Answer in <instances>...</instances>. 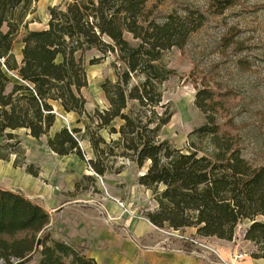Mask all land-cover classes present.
<instances>
[{"label": "trees", "instance_id": "trees-1", "mask_svg": "<svg viewBox=\"0 0 264 264\" xmlns=\"http://www.w3.org/2000/svg\"><path fill=\"white\" fill-rule=\"evenodd\" d=\"M36 1L0 0V161L17 158L15 131L22 129L31 138L45 137L57 156L85 161L101 177L120 174L128 162L145 169L137 184L151 191L157 205L144 214L152 226L181 234L194 229L197 237L232 242L237 226L248 220L243 240L253 246L250 257L263 260L264 222L258 219L264 217V162L252 165L236 136L217 124L227 95L197 90L194 104L205 123L189 134L187 150L159 138L173 115L162 104L161 85L174 75L163 58L185 46L204 16L186 7L158 20L155 6H146L151 0H70L48 8L44 29L30 30L27 19ZM213 2L219 12L229 6ZM17 43L20 60L14 55ZM92 50L101 58L113 55L116 71L114 81L102 86L108 106L86 113L81 91L87 86L86 53ZM54 104L78 115L81 127L62 126L50 135ZM199 141H207L210 150L198 149ZM17 161L15 167L24 165ZM25 171L36 176L31 168ZM50 223L46 210L22 192L0 188V264H21L35 254L36 264H100L53 237Z\"/></svg>", "mask_w": 264, "mask_h": 264}, {"label": "rangeland", "instance_id": "rangeland-1", "mask_svg": "<svg viewBox=\"0 0 264 264\" xmlns=\"http://www.w3.org/2000/svg\"><path fill=\"white\" fill-rule=\"evenodd\" d=\"M65 1L70 0H37L33 5L35 12L27 19L31 21L28 29H44L48 8ZM218 1H227L222 6H229L219 12L213 0H160L159 3L151 0L146 5L148 9L155 6L154 15L158 20L169 13H183L186 7L199 11L205 19L181 50L171 48L163 58L164 65L174 75L161 85L162 104L173 115L159 138L171 142L177 149L187 150L191 143L189 134L205 123V115L194 104L197 90L207 88L222 92L227 95L222 99L226 101L227 110L217 114V124L235 135L241 155L252 165L259 166L264 162V0ZM20 49L21 44L17 43L14 47L17 60L21 59ZM101 57L94 50L86 53L87 86L81 91L86 99V113L108 106L102 86L115 79V57L109 54ZM97 58L101 59L89 65L91 59ZM9 78L13 82L17 80L14 74H9ZM53 106L56 122L50 135L62 126L81 127L76 124L78 115L66 113L56 104ZM15 134L20 153L16 159L12 155L9 161H0V188L10 187L40 204L50 216L53 237L73 243L100 264H152V254L162 255L172 249L189 253L188 244L171 231L156 228L150 233L135 234V221H144V214L157 207L151 191L137 184V178L145 169L137 170L124 162L120 174L101 177L73 155L54 154L46 146L45 137L31 138L22 129H17ZM103 135L108 139L105 133ZM81 145L89 156V145L85 142ZM197 145L198 149L210 150L207 141H199ZM14 160L24 165L15 167ZM26 168H31L36 176L29 175ZM116 201L124 204L125 209ZM258 220L264 222V217ZM249 223L247 220L237 226L228 248L216 246L215 241L211 243L221 253V259L211 262L201 255L189 254L208 264H229V255L239 251L246 255L240 264L254 263L250 257L253 246L243 240ZM181 235L194 234L184 231ZM36 261L37 254L21 264H36ZM12 263L18 264V261Z\"/></svg>", "mask_w": 264, "mask_h": 264}, {"label": "crops", "instance_id": "crops-1", "mask_svg": "<svg viewBox=\"0 0 264 264\" xmlns=\"http://www.w3.org/2000/svg\"><path fill=\"white\" fill-rule=\"evenodd\" d=\"M1 189H6V190H10L13 191V189H11L10 187H1ZM37 204V203H36ZM40 206V204H39ZM51 209H54V207H51ZM115 211V209H114ZM135 226V234H137L138 236L141 233H150L153 232L154 229H156L154 226H152L146 219L141 222H137L135 221L134 223ZM172 231V230H171ZM186 232H191L192 234H195L194 229H186ZM209 241L214 244L215 242H217L218 247L221 246V248H228L232 242H226L223 240H219V239H214L211 238L209 239ZM213 241H215L213 243ZM136 247V246H135ZM222 250V249H221ZM172 251V252H171ZM169 253H161L162 255H154L152 254V258L154 259L152 262V264H208L206 262H202L199 259H196L194 256H191L189 253L185 254L182 252H178L177 250H171ZM219 251V250H218ZM230 253V252H229ZM221 254V253H220ZM222 254L225 255L226 253H224V251L222 250ZM254 261V263L251 264H264V259L263 260H252Z\"/></svg>", "mask_w": 264, "mask_h": 264}, {"label": "built area", "instance_id": "built-area-1", "mask_svg": "<svg viewBox=\"0 0 264 264\" xmlns=\"http://www.w3.org/2000/svg\"><path fill=\"white\" fill-rule=\"evenodd\" d=\"M117 202V201H116ZM120 208L125 209L124 204L117 202ZM173 235H175L180 240H183L186 244H188L189 249L188 252L193 255H201L205 260H212L211 262H215V260L221 259V255L218 249L211 245V242L208 238H200L195 235L190 237H186L178 233L177 231H171ZM201 253V254H200ZM246 255L239 251H234L229 255L228 263L229 264H240L245 259ZM214 264V263H213Z\"/></svg>", "mask_w": 264, "mask_h": 264}]
</instances>
